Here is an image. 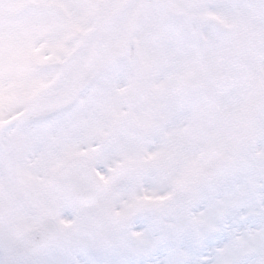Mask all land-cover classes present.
Here are the masks:
<instances>
[{
	"label": "snow or ice",
	"instance_id": "obj_1",
	"mask_svg": "<svg viewBox=\"0 0 264 264\" xmlns=\"http://www.w3.org/2000/svg\"><path fill=\"white\" fill-rule=\"evenodd\" d=\"M0 264H264V0H0Z\"/></svg>",
	"mask_w": 264,
	"mask_h": 264
}]
</instances>
